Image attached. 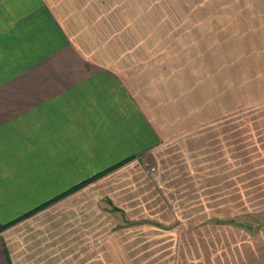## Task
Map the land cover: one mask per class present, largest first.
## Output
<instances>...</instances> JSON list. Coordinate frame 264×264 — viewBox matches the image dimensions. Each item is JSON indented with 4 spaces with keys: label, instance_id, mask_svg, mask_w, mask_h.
Returning a JSON list of instances; mask_svg holds the SVG:
<instances>
[{
    "label": "crops",
    "instance_id": "1",
    "mask_svg": "<svg viewBox=\"0 0 264 264\" xmlns=\"http://www.w3.org/2000/svg\"><path fill=\"white\" fill-rule=\"evenodd\" d=\"M163 1L0 0V264H107L108 248L264 264L247 220L264 216V0ZM210 134L198 219L219 215L176 240L139 160L206 157Z\"/></svg>",
    "mask_w": 264,
    "mask_h": 264
},
{
    "label": "rangeland",
    "instance_id": "2",
    "mask_svg": "<svg viewBox=\"0 0 264 264\" xmlns=\"http://www.w3.org/2000/svg\"><path fill=\"white\" fill-rule=\"evenodd\" d=\"M154 2L158 5L165 3L163 0H154ZM126 9L127 11H125V13H120L122 21L120 25L125 26H123L119 32L120 35H123L125 32L124 34H126V36H132L135 31V29L132 28L134 20L141 19L138 14H134L132 5L128 6ZM141 15L142 20H149V12H145ZM209 136V140L206 142V149H204L206 153L209 154L206 157H201L199 155L197 142H192L188 143V146L176 144L173 149H163L159 151L156 156L144 157L139 160L143 170L142 180L148 183V194L155 196L165 207V211L162 214L163 218L158 221L165 227H174V239L176 240L181 238L182 231H192L199 228V226L204 228L205 225H212L211 216L219 215L213 204H207L205 206V214L202 215V218L206 216L207 221L204 222L202 220V222H199L198 219V183L205 175L212 173L213 167V137L212 134ZM199 162H202L203 167H198ZM151 168H154V171H151ZM202 184L208 186L207 191H205L207 198L208 195L212 197V182L207 178ZM127 206L131 209L134 205ZM159 211L161 214L160 208ZM247 220L252 225L250 233L258 234L263 230L264 227L262 223L264 222V216H262L261 213L251 215ZM131 227L134 228V226ZM92 249L98 253V249L101 248ZM108 249L110 262H107V264H151V261L153 262L152 264H184L183 262L178 263L183 248H164L163 250L162 248ZM230 254V248H224L219 252V257L225 260ZM156 258L162 259L156 262Z\"/></svg>",
    "mask_w": 264,
    "mask_h": 264
},
{
    "label": "built area",
    "instance_id": "3",
    "mask_svg": "<svg viewBox=\"0 0 264 264\" xmlns=\"http://www.w3.org/2000/svg\"><path fill=\"white\" fill-rule=\"evenodd\" d=\"M150 170H151V171H154V168H151Z\"/></svg>",
    "mask_w": 264,
    "mask_h": 264
},
{
    "label": "trees",
    "instance_id": "4",
    "mask_svg": "<svg viewBox=\"0 0 264 264\" xmlns=\"http://www.w3.org/2000/svg\"><path fill=\"white\" fill-rule=\"evenodd\" d=\"M57 199H59V198H57ZM47 204H45V205H43V206H41V207H44V206H46Z\"/></svg>",
    "mask_w": 264,
    "mask_h": 264
}]
</instances>
